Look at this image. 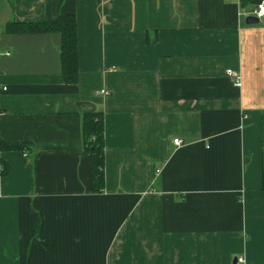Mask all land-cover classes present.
I'll list each match as a JSON object with an SVG mask.
<instances>
[{
  "label": "crops",
  "instance_id": "obj_1",
  "mask_svg": "<svg viewBox=\"0 0 264 264\" xmlns=\"http://www.w3.org/2000/svg\"><path fill=\"white\" fill-rule=\"evenodd\" d=\"M259 1L0 0V142L17 146L0 149V264H264ZM59 14L76 21L75 83L59 33L9 30Z\"/></svg>",
  "mask_w": 264,
  "mask_h": 264
},
{
  "label": "trees",
  "instance_id": "obj_2",
  "mask_svg": "<svg viewBox=\"0 0 264 264\" xmlns=\"http://www.w3.org/2000/svg\"><path fill=\"white\" fill-rule=\"evenodd\" d=\"M9 30L13 32L59 33L61 36L60 55L63 80L65 83L76 82V21L72 14H59L52 20L36 23H20L15 27H9ZM82 133L86 150L90 156L93 190L96 191L100 188L103 180L104 166L103 116L101 112L93 110L83 112ZM15 148L17 146L0 142L1 150ZM4 170L5 168H3ZM262 187L264 189V172L262 173Z\"/></svg>",
  "mask_w": 264,
  "mask_h": 264
},
{
  "label": "built area",
  "instance_id": "obj_3",
  "mask_svg": "<svg viewBox=\"0 0 264 264\" xmlns=\"http://www.w3.org/2000/svg\"><path fill=\"white\" fill-rule=\"evenodd\" d=\"M252 15L255 16L258 19H264V0H260L259 2H257L255 4V7L252 10ZM9 53L6 52V55H8ZM225 74L228 78L231 79V81L233 82V85L235 87H239L241 85V78L238 74L237 71L228 69L225 71ZM4 89V88H3ZM101 93H104L103 90H101ZM173 143L175 145H179L181 143V141L179 139H174ZM158 170H156V174H158ZM236 263L237 264H241L242 263V258L241 257H237L236 258Z\"/></svg>",
  "mask_w": 264,
  "mask_h": 264
},
{
  "label": "water",
  "instance_id": "obj_4",
  "mask_svg": "<svg viewBox=\"0 0 264 264\" xmlns=\"http://www.w3.org/2000/svg\"><path fill=\"white\" fill-rule=\"evenodd\" d=\"M245 22L247 24L257 23L258 18H256L255 16H248V17H246ZM234 262L236 263V258H234Z\"/></svg>",
  "mask_w": 264,
  "mask_h": 264
},
{
  "label": "rangeland",
  "instance_id": "obj_5",
  "mask_svg": "<svg viewBox=\"0 0 264 264\" xmlns=\"http://www.w3.org/2000/svg\"><path fill=\"white\" fill-rule=\"evenodd\" d=\"M262 21V20H261Z\"/></svg>",
  "mask_w": 264,
  "mask_h": 264
}]
</instances>
